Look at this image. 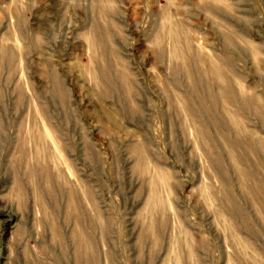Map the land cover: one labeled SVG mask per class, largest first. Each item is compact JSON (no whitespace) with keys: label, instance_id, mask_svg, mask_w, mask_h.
I'll use <instances>...</instances> for the list:
<instances>
[{"label":"rangeland","instance_id":"obj_1","mask_svg":"<svg viewBox=\"0 0 264 264\" xmlns=\"http://www.w3.org/2000/svg\"><path fill=\"white\" fill-rule=\"evenodd\" d=\"M0 264H264V0H0Z\"/></svg>","mask_w":264,"mask_h":264}]
</instances>
